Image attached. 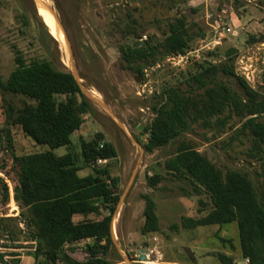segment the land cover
Listing matches in <instances>:
<instances>
[{
    "label": "rangeland",
    "instance_id": "rangeland-1",
    "mask_svg": "<svg viewBox=\"0 0 264 264\" xmlns=\"http://www.w3.org/2000/svg\"><path fill=\"white\" fill-rule=\"evenodd\" d=\"M44 1L55 8L71 54L67 43L57 40L55 30L44 22L43 7L38 12L35 0H0V78L7 79L14 70L19 51L27 62L47 59L57 69L76 71L82 87L96 99L88 98L92 111L84 115L81 128L72 135L71 145L54 151L59 155L73 151L80 156L83 142H91L98 133L116 147L117 157L110 161V170L117 179L114 191L121 201L113 218V244L106 257L113 264H129L127 258L130 264H162L168 258L183 263L223 264L220 254L231 256L232 264L242 261L236 223L195 227L184 224L185 218L197 220L206 216L214 204L206 191L196 192L188 178L167 172L164 164L173 156L179 142L185 141L223 171L235 169L249 175L258 190L264 192L260 160L263 153L255 149L249 130L240 131L248 115L233 111L225 124L216 116L208 125L197 120L178 140L152 151L145 147L148 139L145 127L155 115L152 108L155 94L168 85L185 88L186 73L197 72L207 62L232 66L233 75L221 71L219 79L241 94L238 78L264 96V0ZM181 14L187 16L198 33L185 53L167 56L145 68L142 76L124 65L122 46L140 45L149 35L162 39L164 21ZM228 27L231 33L226 32ZM9 103L20 107L35 101L0 86V178L3 179L0 180V217L16 218L4 222L13 236L0 237V251L8 254L6 259L12 264H45L43 255L35 254L34 226L24 220V210L12 200L11 152L23 156L47 147L36 144L20 126L7 125L5 104ZM227 114L226 110L220 116ZM6 129L10 130L11 149ZM1 166L6 169L3 171ZM91 171L86 168L79 174L84 176ZM154 174L162 178L156 186H151L148 178ZM4 181L10 192L6 204L1 201ZM144 194H149L157 204L158 232L142 231ZM106 214L108 211L101 209L99 214L88 218L100 219ZM93 243V239H87L67 245L65 251L86 264L87 246ZM58 263L65 264L62 259Z\"/></svg>",
    "mask_w": 264,
    "mask_h": 264
},
{
    "label": "trees",
    "instance_id": "trees-1",
    "mask_svg": "<svg viewBox=\"0 0 264 264\" xmlns=\"http://www.w3.org/2000/svg\"><path fill=\"white\" fill-rule=\"evenodd\" d=\"M164 22L166 29L162 39L149 35L140 45L121 47L124 65L138 76L144 74L145 68L171 54L185 53L198 35L185 14ZM15 62L16 67L9 77L0 78V86L35 103L20 107L5 104L6 123L20 126L27 137L47 147L23 156L11 152L14 199L24 210V220L35 228L32 234L37 240L35 254L43 255L45 264H59L60 259L65 264H83L66 253V246L93 239L94 243L87 246L86 264H113L106 254L113 244L112 222L120 202V195L114 191L118 182L110 170V161L117 157L116 147L98 133L91 142H83L80 156L73 151L57 154L56 148L71 145L72 135L81 128L83 117L92 111V105L72 72L57 69L47 59L27 62L19 51ZM221 71L233 75L234 70L229 65L201 64L197 72L186 73L185 88L168 85L155 94L152 105L155 115L145 127L148 134L145 147L152 151L178 140L192 122L200 119L208 125L216 116L225 124L233 111L248 115L240 131L249 130L255 149L263 153L260 160L264 189V96L238 78L241 94L219 79ZM226 110L229 114L221 117ZM5 131L11 149L10 130ZM99 161H106V164L100 165ZM164 166L167 172L188 178L196 192L206 191L214 204V209L200 219H183L185 225L236 223L242 256L249 258L250 264H264V192L258 190L249 175L235 169L223 171L185 141L179 142ZM86 168L92 171L80 175ZM1 169L6 168L1 166ZM161 178L160 174H154L148 182L156 186ZM1 191V201L6 204L10 200L6 181ZM143 197L146 206L142 231L144 234L158 232L157 204L149 194ZM101 209L108 214L100 219L88 218L91 214H99ZM76 217L80 218L76 220ZM13 220L16 218L0 217V237L13 236V231L4 225ZM7 255L0 251V264H12L6 259ZM219 258L223 264H232L233 259L227 254H220Z\"/></svg>",
    "mask_w": 264,
    "mask_h": 264
},
{
    "label": "water",
    "instance_id": "water-1",
    "mask_svg": "<svg viewBox=\"0 0 264 264\" xmlns=\"http://www.w3.org/2000/svg\"><path fill=\"white\" fill-rule=\"evenodd\" d=\"M35 1H36V4H37V7H38V6L43 7L44 9L48 10V11L54 16V18H55V20H56L58 26H60V28L63 29V31H64V28H63V26H62V24H61V22H60L59 16H58V14H57L55 8H54L53 6H51L50 4H48V3H47L46 1H44V0H35ZM67 46H68V50H69V52H70V54H71V46H70V43H69L68 40H67ZM71 56H72V55H71ZM72 73L74 74L75 78L78 80L77 72L74 71V72H72ZM78 82H79V81H78ZM79 83H80V82H79ZM80 86H81V89H82L83 93L87 96V98H89L90 100H96V99H95V98H94L89 92H87V91L82 87L81 84H80ZM120 201H121V199H120ZM112 224H113V222H112ZM143 258H145V255H143ZM127 262H129V264H130V259L127 258Z\"/></svg>",
    "mask_w": 264,
    "mask_h": 264
},
{
    "label": "bare ground",
    "instance_id": "bare-ground-1",
    "mask_svg": "<svg viewBox=\"0 0 264 264\" xmlns=\"http://www.w3.org/2000/svg\"><path fill=\"white\" fill-rule=\"evenodd\" d=\"M40 9H41L40 6H38L37 7L38 12H39ZM43 15H44V17L42 19L44 20V22L48 25V27L52 28L53 31L55 30V33H54L55 36L53 35V33L50 30L51 34L57 40H59L62 44H66L67 43V40L64 39L65 33H64L63 29L60 28V26H56V24H55L56 21H54V18L52 17L51 13L48 10H46V9L43 8Z\"/></svg>",
    "mask_w": 264,
    "mask_h": 264
},
{
    "label": "crops",
    "instance_id": "crops-1",
    "mask_svg": "<svg viewBox=\"0 0 264 264\" xmlns=\"http://www.w3.org/2000/svg\"><path fill=\"white\" fill-rule=\"evenodd\" d=\"M112 232H113V229H112ZM228 255V254H227ZM229 256V255H228ZM197 262V261H196ZM196 262H191V263H183V262H180V261H177L175 259H171V258H168L167 260L161 262V263H164V264H198Z\"/></svg>",
    "mask_w": 264,
    "mask_h": 264
},
{
    "label": "built area",
    "instance_id": "built-area-1",
    "mask_svg": "<svg viewBox=\"0 0 264 264\" xmlns=\"http://www.w3.org/2000/svg\"><path fill=\"white\" fill-rule=\"evenodd\" d=\"M226 32H232V29L231 28H226ZM174 58V57H173ZM14 198L12 197V200H13ZM237 264H250V260H249V258H244L242 261H239Z\"/></svg>",
    "mask_w": 264,
    "mask_h": 264
}]
</instances>
